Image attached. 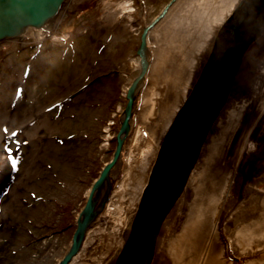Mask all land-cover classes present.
<instances>
[{"label": "rangeland", "instance_id": "rangeland-1", "mask_svg": "<svg viewBox=\"0 0 264 264\" xmlns=\"http://www.w3.org/2000/svg\"><path fill=\"white\" fill-rule=\"evenodd\" d=\"M245 1L246 14L240 0L217 31L164 136L140 204L148 198V206L150 201L143 212L145 222L139 223V207L123 231V244L106 264L142 263L147 235L160 230L157 226L184 187L182 181L177 189L176 182L187 175L182 161L191 156L193 134L203 137L202 127L210 114L215 115L212 123L229 99L238 100L248 93L256 74L264 76V68H258L264 61V0ZM128 2L133 10L120 8L122 16L114 17L111 5ZM171 3L66 0L57 17L38 30L37 36L27 32L0 43V264L67 260L100 220L123 175L127 140L141 93L149 84L153 47L145 35L149 23ZM144 6L149 7L143 19ZM231 19H235L232 27ZM232 31H241L240 40L234 42ZM246 40L251 43L240 63L235 59L226 62ZM215 52L217 56L211 59ZM263 99L257 100L239 125L229 157L240 149ZM258 124L250 133L257 147L251 157L244 156L240 168L242 174L250 172V182L264 189V113ZM164 180L169 182L163 188L174 194L166 198L164 193L160 200L166 207L155 211L152 201H160L157 186ZM152 223L155 231L150 230ZM149 263L150 259L144 262ZM232 264L244 262L234 258Z\"/></svg>", "mask_w": 264, "mask_h": 264}, {"label": "bare ground", "instance_id": "bare-ground-1", "mask_svg": "<svg viewBox=\"0 0 264 264\" xmlns=\"http://www.w3.org/2000/svg\"><path fill=\"white\" fill-rule=\"evenodd\" d=\"M239 1L173 0L152 20L157 22L149 23L145 40L153 47V61L127 140L123 175L77 252L57 264H106L121 247L123 231L140 207L164 136L214 36ZM127 5L132 3L126 7L114 3L110 11L117 18L121 9L133 10ZM147 7L141 11L143 19ZM27 32L39 33L33 27ZM253 49L256 55L257 45ZM263 62L258 68H264ZM256 76L248 93L229 99L210 126L180 195L162 220L149 264H232L234 258L244 264H264V189L250 182V172L242 174L240 168L244 156L251 157L257 147L250 133L264 113V99L240 149L233 158L228 155L242 120L264 96V76Z\"/></svg>", "mask_w": 264, "mask_h": 264}, {"label": "water", "instance_id": "water-1", "mask_svg": "<svg viewBox=\"0 0 264 264\" xmlns=\"http://www.w3.org/2000/svg\"><path fill=\"white\" fill-rule=\"evenodd\" d=\"M173 1V0H172ZM66 3V0H0V43L7 41V40H11V39H15V38H19L21 36H24V34L26 33L27 28L29 27H33L35 29H41L43 27H45L51 20H53L55 17H57V15L60 13L61 9L63 8L64 4ZM243 7L245 6V9H243V14H246V10L248 9V4L246 3L245 0H242V4ZM231 23L230 26L232 27V25L235 23V19H231ZM234 28V27H233ZM236 29V28H234ZM240 30V29H239ZM241 37V31L239 32H231V38H233L236 42L237 40H240ZM251 43V40H246V42H243L242 44H240V50L239 53L236 54V56L233 58H228L226 62H228L229 60L235 59L237 61V63H240L241 60V56L243 55V53L247 50V47L249 46V44ZM217 54L215 52V54L213 55L212 58L216 57ZM240 57V58H237ZM202 83V82H201ZM186 107L187 105H185V107H183L181 113L184 111H186ZM178 115V118L180 117V114ZM188 113V111H187ZM214 116H212V113L210 114V116L208 117L207 120V125L202 127V130L204 131V135L203 137H201V134H198L200 136H196L193 134L192 137V143H191V156L189 159H186L182 162L184 165V170L186 173L187 171H190V167L192 166L194 160L196 159V155L198 153V150L203 142V139L205 138L210 126L212 125L211 123V119L214 118ZM217 117V115H216ZM209 123H211L209 125ZM178 124V120L176 121L175 125ZM125 126V125H124ZM207 128V131H206ZM160 158L162 159V154L160 156ZM111 164H108L107 167L102 171V173L100 174V179L103 178V176L107 173L109 167ZM187 172V173H188ZM175 181H176V177H175ZM182 181H185V177H181L178 178L176 184H177V189H179L182 186ZM169 181L164 180L162 182H160V185L157 186L156 182L152 181L153 187L156 189H160L161 192L158 191V197L159 200L161 198V196L164 194V197L169 198L172 194L169 190H167V184ZM171 183V182H170ZM158 187H156V186ZM163 185L166 186L163 188ZM95 189V187L93 188V190ZM158 189V190H159ZM152 192V191H151ZM177 193V192H176ZM91 195V194H90ZM89 195V196H90ZM163 197V198H164ZM149 199L146 198V201H144V204L141 205L140 207V213H139V218L138 220H140V225H142L145 220L146 217L144 216L143 212L145 210L146 207H149L150 205V201L148 203V206L146 204V202ZM166 201V200H165ZM153 202V208H155V211H158L159 208L160 210H162L163 208L166 207V204H164L163 200L160 201H152ZM162 202V203H160ZM86 212L89 213V211L91 210V196L89 197V200L86 204ZM157 213V212H156ZM155 213V214H156ZM142 221V222H141ZM142 223V224H141ZM157 227H161V225L157 226ZM156 225H153V223L151 224L150 230L151 231H155L157 228ZM158 228V229H159ZM141 229V227H140ZM157 232V231H156ZM156 232H152V234L147 235L148 236V241H146V245H145V249L143 248L141 251V258H142V263L144 264L146 259H152V255H153V247H154V243H155V236H156ZM154 242V243H153Z\"/></svg>", "mask_w": 264, "mask_h": 264}, {"label": "built area", "instance_id": "built-area-1", "mask_svg": "<svg viewBox=\"0 0 264 264\" xmlns=\"http://www.w3.org/2000/svg\"><path fill=\"white\" fill-rule=\"evenodd\" d=\"M125 6H126V3H125ZM130 9V7H128ZM130 12V11H129Z\"/></svg>", "mask_w": 264, "mask_h": 264}]
</instances>
